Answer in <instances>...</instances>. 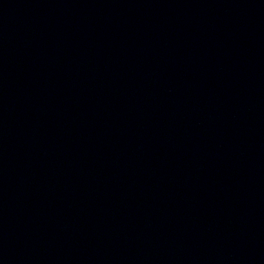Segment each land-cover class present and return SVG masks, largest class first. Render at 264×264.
Instances as JSON below:
<instances>
[{
    "label": "water",
    "instance_id": "water-1",
    "mask_svg": "<svg viewBox=\"0 0 264 264\" xmlns=\"http://www.w3.org/2000/svg\"><path fill=\"white\" fill-rule=\"evenodd\" d=\"M0 264H264V0H0Z\"/></svg>",
    "mask_w": 264,
    "mask_h": 264
}]
</instances>
